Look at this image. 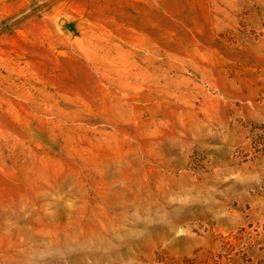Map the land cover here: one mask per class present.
<instances>
[{
	"label": "rangeland",
	"instance_id": "obj_1",
	"mask_svg": "<svg viewBox=\"0 0 264 264\" xmlns=\"http://www.w3.org/2000/svg\"><path fill=\"white\" fill-rule=\"evenodd\" d=\"M0 264H264V0H0Z\"/></svg>",
	"mask_w": 264,
	"mask_h": 264
}]
</instances>
